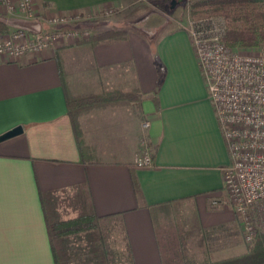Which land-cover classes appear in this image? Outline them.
Returning <instances> with one entry per match:
<instances>
[{
  "label": "crops",
  "instance_id": "crops-1",
  "mask_svg": "<svg viewBox=\"0 0 264 264\" xmlns=\"http://www.w3.org/2000/svg\"><path fill=\"white\" fill-rule=\"evenodd\" d=\"M167 1L34 0L38 13L89 16L80 25L89 36L115 30L122 37L94 46L70 40L20 60L0 54V135L23 127L0 141V264H56L42 204L53 191L73 195L82 186L97 215L122 213L134 264H163L155 211L190 209L191 222L204 228L227 221L218 210L231 156L189 31L170 29L163 17L154 24L152 15L139 18L147 24L136 31L129 27L137 20L110 18ZM18 27L48 26L5 17L0 40ZM61 65L71 95L120 97L79 117L81 143ZM144 142L150 166L136 164ZM242 238L223 259L248 252Z\"/></svg>",
  "mask_w": 264,
  "mask_h": 264
},
{
  "label": "built area",
  "instance_id": "built-area-1",
  "mask_svg": "<svg viewBox=\"0 0 264 264\" xmlns=\"http://www.w3.org/2000/svg\"><path fill=\"white\" fill-rule=\"evenodd\" d=\"M9 16L52 26L50 30H10L0 40V54L11 60L42 55L65 39L89 36L72 25L81 14H52L45 19L36 11L34 0H0V19ZM187 30L231 156L224 168V202L235 208L245 240L253 243L257 236H264V43L257 53L228 47L222 40L225 21L219 18L202 24L191 21ZM143 125L147 128L149 123ZM152 162L151 149L144 142L136 164Z\"/></svg>",
  "mask_w": 264,
  "mask_h": 264
},
{
  "label": "trees",
  "instance_id": "trees-1",
  "mask_svg": "<svg viewBox=\"0 0 264 264\" xmlns=\"http://www.w3.org/2000/svg\"><path fill=\"white\" fill-rule=\"evenodd\" d=\"M193 22L202 24L213 18L225 21L223 42L231 48H255L264 43V0H190ZM119 31L110 30L79 39L91 45L119 39ZM69 113L75 133L81 143L78 118L95 107L120 99L91 94L73 96L68 90L66 74L60 66ZM135 190L139 195L135 182ZM42 204L49 230L51 247L56 264H134L122 213L99 216L85 188L80 186L73 195L57 191L42 195ZM165 209V208H164ZM163 211V210H162ZM160 213V212H158ZM163 264H264V236H257L249 252L227 259H199L189 252L185 237L174 240L162 216L153 212ZM120 225L125 231L127 257L111 244L114 228ZM169 232V233H168ZM124 261L126 263H124Z\"/></svg>",
  "mask_w": 264,
  "mask_h": 264
},
{
  "label": "rangeland",
  "instance_id": "rangeland-1",
  "mask_svg": "<svg viewBox=\"0 0 264 264\" xmlns=\"http://www.w3.org/2000/svg\"><path fill=\"white\" fill-rule=\"evenodd\" d=\"M137 7H135L134 10L130 9L132 10V13L128 16H124L123 14L121 15L120 13H115V15L110 18L117 20H123L124 18L133 21L137 20L135 22H132L131 27H129L130 30L134 28V31H136V25L142 27V25L147 24L144 23L145 21L142 23L141 20L138 19H144V17H148L150 15H152L153 18H157L153 20L155 22L154 24H156L158 20L161 22L160 18L163 17V21L161 23H168V27L170 29L184 27L187 29L190 26V22L193 21L190 12V0L179 1L175 5H173L172 0H168L164 5L162 4L160 6L154 4L149 7L147 6V8H141V6ZM43 15L45 16V19L49 18L47 14ZM88 19L89 16H85L82 14L81 19H79L77 22H74L72 25L73 27H75V29L77 28L79 32H87V28H81L80 25H83ZM46 21L48 22V20ZM110 21H112V23L114 22V20ZM47 26L48 27L47 29L45 28V30L52 29V26ZM68 42H70V39H65L63 42H61V44L66 45L68 44ZM261 46L252 49L240 48V50L246 53H257ZM74 61L75 64L79 63L78 59L74 58ZM225 204V207L218 210V212H220L221 214L220 218L227 221L223 222V224L207 228H204L201 225H197L196 223H192L191 221H193L194 218L196 219V217H193L190 209H185L181 206L171 208L166 207L165 209H163V211H161L160 214H157L162 216L164 224L167 226V228H170V230H172L171 234L168 232V235L172 236L174 240H179L181 236L185 237L189 252L195 255L197 258L223 259L228 255L226 251H228L233 247V245H235L234 243L236 242V240H238V237L241 238V235L243 237L242 240L248 247V252L250 251L254 243H248L245 240L240 228L241 226L239 227L240 224L235 208L230 203ZM124 236V229H122L120 225H117L112 232L110 240L115 250H117V252L119 253H123V258L118 257L120 262L127 257V249L124 241ZM124 263L126 262L124 261Z\"/></svg>",
  "mask_w": 264,
  "mask_h": 264
},
{
  "label": "water",
  "instance_id": "water-1",
  "mask_svg": "<svg viewBox=\"0 0 264 264\" xmlns=\"http://www.w3.org/2000/svg\"><path fill=\"white\" fill-rule=\"evenodd\" d=\"M183 1V0H172L173 5H175L177 2ZM23 132V127L22 126H17L4 134L0 135V141H4L7 139H10L12 137H15Z\"/></svg>",
  "mask_w": 264,
  "mask_h": 264
}]
</instances>
